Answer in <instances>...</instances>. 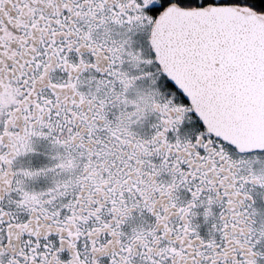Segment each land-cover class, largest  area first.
Instances as JSON below:
<instances>
[{
	"label": "snow or ice",
	"instance_id": "6c2138e0",
	"mask_svg": "<svg viewBox=\"0 0 264 264\" xmlns=\"http://www.w3.org/2000/svg\"><path fill=\"white\" fill-rule=\"evenodd\" d=\"M0 264H264V0H0Z\"/></svg>",
	"mask_w": 264,
	"mask_h": 264
}]
</instances>
